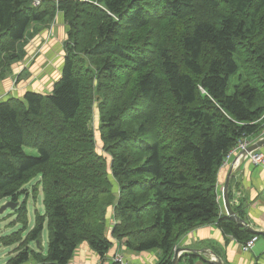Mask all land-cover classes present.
I'll return each instance as SVG.
<instances>
[{
	"label": "trees",
	"instance_id": "obj_1",
	"mask_svg": "<svg viewBox=\"0 0 264 264\" xmlns=\"http://www.w3.org/2000/svg\"><path fill=\"white\" fill-rule=\"evenodd\" d=\"M58 12L67 38L53 89L0 102V201L38 178L44 204L26 239L27 198L16 208L23 227L2 239L20 244L4 264H69L83 243L104 256L113 238L172 264L180 239L209 222L255 237L220 215L217 184L238 141L264 132V0H0V79ZM45 225L43 255L29 244L42 247Z\"/></svg>",
	"mask_w": 264,
	"mask_h": 264
},
{
	"label": "crops",
	"instance_id": "obj_2",
	"mask_svg": "<svg viewBox=\"0 0 264 264\" xmlns=\"http://www.w3.org/2000/svg\"><path fill=\"white\" fill-rule=\"evenodd\" d=\"M54 35L50 38V46L53 45V55L55 53H65L63 45L58 41V36L65 38L66 25L64 15L58 12L53 20ZM45 26L36 24L37 31L34 38L39 37L44 31ZM35 31V32H36ZM32 49L27 54L32 53ZM50 52V51H49ZM27 55V56H28ZM49 56V55H48ZM55 57L54 59H56ZM57 63L52 67H47L44 71L40 69L41 63L34 62L30 67L28 60L18 61L13 65L10 75L0 79V102L12 96H23L27 90H38L50 92L56 80L60 77L64 56L57 58ZM28 66L27 70L24 67ZM24 70V71H23ZM21 73V78H19ZM251 141L257 142L258 138L250 136ZM264 153V145L257 149ZM230 178L229 194L232 205H240L237 209L242 214L243 219L259 230H264V166L255 165L250 159H239L237 154L222 165L218 173L217 193L220 203V215L228 216V211L224 200V187L226 180ZM238 207V206H236ZM239 216V215H238ZM112 217V212H111ZM242 218V217H241ZM257 241L252 249L244 251L241 248V242L232 234L224 232L218 227L216 222H209L194 228L185 234L177 246L188 247L202 252V255L193 253L195 264H204L212 258L215 252L222 253L227 264H264V236L256 235ZM113 246L104 255L101 256L96 250L87 243L81 244L69 264H114L113 257L117 253H123L137 264H157L162 255L159 250L150 252H133L128 249L122 241L113 238ZM217 253V252H216ZM190 257L185 254L180 257L179 264H189ZM31 264H38L31 263Z\"/></svg>",
	"mask_w": 264,
	"mask_h": 264
},
{
	"label": "rangeland",
	"instance_id": "obj_3",
	"mask_svg": "<svg viewBox=\"0 0 264 264\" xmlns=\"http://www.w3.org/2000/svg\"><path fill=\"white\" fill-rule=\"evenodd\" d=\"M54 23L55 22L52 21L50 24L44 25L45 26L44 28H46L42 32V33H45L44 35L41 34V35H39V37H37L35 39H33L35 35L34 36H31V34L29 35L27 40L23 43V44H25L24 45L25 46L24 47L25 56L20 61H23V60L25 61V59L28 60V62L30 63V67L32 66V64L35 61L40 62L41 63L40 69H42L44 71L47 67H49V66L52 67L53 64L57 63V60H56L57 58H60L62 55L63 56L65 55V53L63 54V52H61V53H55L54 52V58L55 57H57V58L56 59L51 58V56L53 55L52 49L54 46L53 45L50 46V41L52 39L49 41L48 37L52 31L54 32V29H55V31H56V29H58L54 25ZM53 25H54V27H53ZM35 26H36V24H34L32 26V28L30 29V33H32V30H34ZM65 29H66V27H65ZM66 38H67V33L65 34V38H63L62 35L58 36V41L60 42L61 45H63V50H65L64 43H65ZM28 49L33 50L32 53H29V55L27 54ZM27 68H28V66L24 67V70H27ZM235 78L236 77L233 76L232 80H235ZM232 88H233V85L230 86L231 90H232ZM92 119H93V121H92L91 125L95 129V135L97 137V147L99 150L102 151V150H104L102 147L103 145L101 144L100 140H98V137H99V131H98L99 115H98L97 103L94 106V114H93ZM263 134H264V132L262 133V135ZM258 139H260V137H258ZM25 152L31 156H38L39 155V152L36 148L25 147ZM37 181H38V178L33 180L32 182L26 184L24 186V189L26 191L23 192V194L20 196L19 200L17 201V202H19V206H20L22 201L25 198H27L28 223H29L28 225L30 228L28 230L22 231L23 239H26L29 232L34 227L37 212L38 211H40L41 213L44 212L42 188L38 189L39 191H38L37 197H35V195H34V184ZM11 199H12V197H7V198L3 199L2 201H0V264H4L10 258L16 256V254L18 253L17 250H18V247L20 244L18 242L14 243V244H6L3 242L2 238L12 235L13 233L19 231L23 227V222L18 220V213H16V208L13 209V208L7 206L6 209L1 211L4 208V206L9 201H11ZM14 201H16V200H14ZM113 215H114V208L112 209L111 223L109 226L110 227V231H109L110 235H111V229L113 228V225H114ZM111 237H112V235H111ZM41 238H42V247L41 248H39L37 246L36 242H34V241L32 243L30 242L29 247H31L37 251H40L43 255H46L47 251H48V228H47V225H45V228L43 230V234H42ZM177 247L178 246H175L174 250ZM211 259L212 258H210L209 261ZM31 263H36V260L33 257H31L30 261L27 262L26 264H31Z\"/></svg>",
	"mask_w": 264,
	"mask_h": 264
},
{
	"label": "water",
	"instance_id": "obj_4",
	"mask_svg": "<svg viewBox=\"0 0 264 264\" xmlns=\"http://www.w3.org/2000/svg\"><path fill=\"white\" fill-rule=\"evenodd\" d=\"M263 145H264V137L259 139L256 143L250 145L248 147L247 151L257 150L258 148H260ZM243 153L246 154L245 151H243ZM230 178H231V175H229L228 179L226 180L225 187H224V200H225V206H226L227 211H228V215L233 220H235L239 224L245 226L246 228H248L250 231H252L256 235H263L264 236V230H259V229H256L255 227H253L245 219L238 216L236 211L233 209V207L231 205V201H230V194H229ZM7 206H9L13 209L17 208L19 206V202L11 199V201H9L1 211L6 209ZM37 244L39 245V240L37 241ZM187 253H198L199 255H202V252L197 251L196 249L178 246L174 252L172 264H179L180 263V257L184 254H187ZM212 253L214 254V256L216 258V260H212L213 264H227V263H225L224 259L221 258L216 252L213 251ZM208 261H209V259H208Z\"/></svg>",
	"mask_w": 264,
	"mask_h": 264
},
{
	"label": "built area",
	"instance_id": "obj_5",
	"mask_svg": "<svg viewBox=\"0 0 264 264\" xmlns=\"http://www.w3.org/2000/svg\"><path fill=\"white\" fill-rule=\"evenodd\" d=\"M42 1L44 0H33V4L35 6H39L42 3ZM54 1H59V0H54ZM84 1H91V0H84ZM53 35H54V32L52 31L48 39L50 40V38ZM263 137H264V134L260 136V139ZM254 143L255 142L251 141L250 137H243L242 139H240L237 145L227 155L224 161V164L231 158L232 155L237 154L239 159L241 158L250 159L255 165L264 166V153L263 152H259L258 150L247 151L248 147ZM243 151H245L246 154H244ZM256 241H257V237L255 236L249 239L248 241L241 243V248L244 251H249L250 249L254 247ZM113 262L114 264H137L133 260L129 259L127 255L123 253L115 254L113 257ZM204 264H211V262H205Z\"/></svg>",
	"mask_w": 264,
	"mask_h": 264
},
{
	"label": "bare ground",
	"instance_id": "obj_6",
	"mask_svg": "<svg viewBox=\"0 0 264 264\" xmlns=\"http://www.w3.org/2000/svg\"><path fill=\"white\" fill-rule=\"evenodd\" d=\"M0 64H1V63H0ZM175 250H176V248H175ZM175 250H174V252H175ZM212 260H216L215 256H213L212 259H211L210 261H208V262H211V264H213V263H212Z\"/></svg>",
	"mask_w": 264,
	"mask_h": 264
}]
</instances>
